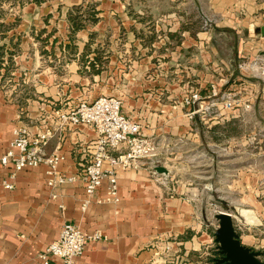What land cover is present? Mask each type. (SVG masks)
<instances>
[{
    "label": "crops",
    "instance_id": "obj_1",
    "mask_svg": "<svg viewBox=\"0 0 264 264\" xmlns=\"http://www.w3.org/2000/svg\"><path fill=\"white\" fill-rule=\"evenodd\" d=\"M200 1L199 5L202 4ZM69 2L71 5L80 3L79 0ZM209 7L217 15L216 26L233 29L238 37L237 45L229 50V54H224L214 44L212 47L208 45L210 40L213 42L214 33L207 35L199 32L197 38V33L193 37L189 31H185L187 33L183 35L187 39L180 45L170 50L164 48L160 55L165 60L159 65L166 69L167 76L183 71L184 55H192L191 74L196 76L197 86L192 85L186 91L198 89L201 94L200 103L193 105H186L183 101L185 86L188 87L190 80L185 82L179 77L162 81L157 80V75L154 81L146 78L149 69L156 66L152 62L155 51L149 55L143 52L145 57L135 61V66L139 67L137 76L126 73L129 82L121 86L124 87L123 98L121 93L116 96L122 100V113L139 121L143 131L157 134L188 131L190 117L187 112H200L202 103L210 102L214 96L227 97L231 93L227 90L235 89L237 82L240 88H244L249 78L247 70L263 68L264 54L259 58V51L264 53V34L261 30L264 26V0H209ZM101 23L102 20L98 19L91 25L97 29ZM257 30L261 35L257 37L259 40L254 38L258 35L255 33ZM83 31L85 28L79 30L78 35ZM88 34L85 33V37ZM85 41H88L87 38L84 44ZM198 43L200 46L207 45L196 54L191 47ZM81 52L82 46H79L68 60L71 67L75 68L73 82L60 89L62 92L54 85L36 86L37 91L48 97L47 102L35 101L31 96L24 104L18 100L17 92L15 95L10 94L0 84V157L12 139L16 125L26 123L32 128H35V124L40 128L50 125L56 127V111L59 108H72L83 99L92 101L103 94L110 95L103 93L106 88L101 85L105 83L110 91H120V86L111 82L114 81V75H107L113 69L123 70L118 56L113 54L109 64L102 66L100 73H91V68L77 65L76 60L80 59ZM18 57L21 55L14 59L17 64ZM138 70L144 71L140 81L135 80L141 76ZM33 84L32 94L35 95ZM113 85L119 86L118 90ZM213 87H216L217 95L212 94ZM55 130L46 151L63 153L64 159L58 165L59 170L65 175L75 176L57 189V198L51 197V190L47 186L46 164L23 169L15 178H11L10 168H4L0 163V264H43L39 254L58 238L66 222L78 224L90 235L97 231L101 233L99 239L87 240L85 251L77 259V264H165L163 246L169 244L168 247L176 248V244L185 243V247L192 244L194 239L166 242L194 224L190 217L194 212L193 206L180 198L169 197L165 188L151 174L145 160L127 169L118 166V203L106 200L105 181L83 208L86 190L81 173L90 158L98 132L87 124ZM4 180L12 181L14 187L6 188ZM50 264H55L54 260Z\"/></svg>",
    "mask_w": 264,
    "mask_h": 264
},
{
    "label": "rangeland",
    "instance_id": "obj_2",
    "mask_svg": "<svg viewBox=\"0 0 264 264\" xmlns=\"http://www.w3.org/2000/svg\"><path fill=\"white\" fill-rule=\"evenodd\" d=\"M69 1L44 0L41 4L30 2L23 7L2 6L6 23L15 24L19 20L9 35H14V42L20 43L16 56L21 57H18L19 64L14 60L9 75L4 78L0 75V81L10 94L17 92L18 100L24 104L31 96L35 101L47 102L48 97L37 91L36 86L48 84L60 90L73 82L75 68L68 60L79 46H82L80 59L76 60L79 67L91 68L87 60L96 56L102 58L100 66L104 67L113 54L121 60L123 70L113 69L107 75H114L111 82L122 90L113 85L118 91H110L105 81L101 85L107 89L103 91L105 94H122L124 87L121 86L129 82L126 73L137 76L139 67L135 66V61L145 57L143 52L149 55L155 51L152 62L156 66L149 69L146 78L154 81L157 75V80L162 81L179 77L185 82L190 80L188 87L185 86L187 95L189 90L186 89L197 86L196 76L191 74L192 55H184L183 71L167 76L166 69L159 65L165 60L160 55L164 48L170 50L180 45L187 39L183 35L185 31L193 37L197 33V38L199 32L214 33L213 42L210 40L208 45H215L224 54H229L238 43L232 28L216 26L217 15L209 7V0H201V5L198 0H79L76 5ZM97 11L102 20L97 29L86 22L85 31L71 34L69 12L87 16ZM87 32L88 37H85ZM260 36L254 38L259 40ZM86 38L88 41L84 44ZM2 42L6 40H0V44ZM206 45L198 43L191 48L197 54ZM261 54L264 53L259 51V58ZM257 69L245 71L249 78L244 88L237 82L235 89L227 90L233 94V106H227V97L219 98V95L210 102H203L201 111L189 119L188 131L174 134L144 131L155 139L159 154L140 160L147 161L151 174L169 197L189 202L194 210L190 214L194 224L177 237L166 240L194 239L192 244L187 247L185 243L176 244L179 248L163 246L165 264L169 261L172 264H215L214 257L219 256V251L214 232L219 227L216 214L220 211L233 215L240 239L247 246L261 250L264 260V66ZM138 72L141 76L135 80L140 81L144 71ZM33 83L35 95L32 94Z\"/></svg>",
    "mask_w": 264,
    "mask_h": 264
},
{
    "label": "built area",
    "instance_id": "obj_3",
    "mask_svg": "<svg viewBox=\"0 0 264 264\" xmlns=\"http://www.w3.org/2000/svg\"><path fill=\"white\" fill-rule=\"evenodd\" d=\"M232 93V92H231ZM231 93H228L225 104L229 107L235 103ZM212 94L217 95L216 87ZM198 89L191 90L184 97V104L193 105L201 99ZM122 100L111 95H101L89 101L81 100L72 108L59 109L57 126L53 125L32 128L26 123L16 125L13 137L0 157L4 168H10V177L27 168L46 164L47 186L51 197L57 198V189L75 176L65 175L58 165L64 159L63 153L55 151L47 153L46 146L55 134V128H66L70 125L87 124L94 127L98 136L93 144L90 158L85 163L81 178L85 182L86 199L83 208L89 203L95 191L105 182L106 200L118 203L120 201L117 168L125 169L138 165L140 159L156 157L159 146L155 139L147 135L141 123L122 113ZM196 111L190 110L187 115L192 118ZM6 188H13L12 181H3ZM101 233L87 234L75 223L63 224L58 238L50 242L39 254L43 264H77V259L84 253L88 239H99Z\"/></svg>",
    "mask_w": 264,
    "mask_h": 264
},
{
    "label": "trees",
    "instance_id": "obj_4",
    "mask_svg": "<svg viewBox=\"0 0 264 264\" xmlns=\"http://www.w3.org/2000/svg\"><path fill=\"white\" fill-rule=\"evenodd\" d=\"M43 1L44 0H0V40H6V42H2V44H0V75L2 76V78L11 73L10 68L12 65H14V58L20 50V43L14 42V35H9V32L15 27L19 20H16L15 24L6 23L4 20L6 11L3 10L2 6L7 4L11 7H23L26 3L36 2L38 4H41ZM99 13L100 12L97 11L85 16L83 14L74 15L73 13L69 12L68 20L71 23V34L75 35L79 30L84 29L86 27V22L96 23L99 19ZM87 46L88 45L86 44V47ZM85 55L87 56V53H85ZM96 60L98 62H96ZM87 61L91 65V73H100L102 69V66H100V64L103 62L100 56H96V58H94L93 60ZM97 64L98 66L96 67ZM2 70L4 71L3 73H1ZM1 83L2 82L0 81V84Z\"/></svg>",
    "mask_w": 264,
    "mask_h": 264
},
{
    "label": "water",
    "instance_id": "obj_5",
    "mask_svg": "<svg viewBox=\"0 0 264 264\" xmlns=\"http://www.w3.org/2000/svg\"><path fill=\"white\" fill-rule=\"evenodd\" d=\"M264 34V26H262ZM219 220V227L214 232L215 241L219 253L222 255L217 262H227V264H264L261 260V250L247 246L240 239L235 229L233 215L227 211H220L216 214Z\"/></svg>",
    "mask_w": 264,
    "mask_h": 264
},
{
    "label": "flooded vegetation",
    "instance_id": "obj_6",
    "mask_svg": "<svg viewBox=\"0 0 264 264\" xmlns=\"http://www.w3.org/2000/svg\"><path fill=\"white\" fill-rule=\"evenodd\" d=\"M217 250H218V248H217ZM221 256H222V255L219 253V256L214 257V259H215V263H216V264H227V262H222V263L217 262V259L220 258ZM260 258H261V260H263V259H262V256H260Z\"/></svg>",
    "mask_w": 264,
    "mask_h": 264
}]
</instances>
